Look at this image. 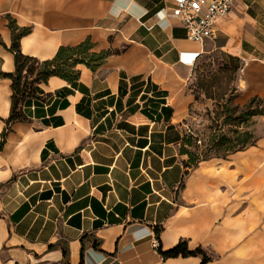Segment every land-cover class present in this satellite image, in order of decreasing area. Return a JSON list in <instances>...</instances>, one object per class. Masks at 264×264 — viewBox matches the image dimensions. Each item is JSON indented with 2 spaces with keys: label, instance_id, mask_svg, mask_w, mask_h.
Returning a JSON list of instances; mask_svg holds the SVG:
<instances>
[{
  "label": "crops",
  "instance_id": "obj_1",
  "mask_svg": "<svg viewBox=\"0 0 264 264\" xmlns=\"http://www.w3.org/2000/svg\"><path fill=\"white\" fill-rule=\"evenodd\" d=\"M175 5L0 0V264H264L259 148L193 169L182 153L207 59L237 64V103L264 101V0H239L204 44ZM17 37L40 62L84 43L104 58L36 83L10 121ZM181 242L201 253L164 256Z\"/></svg>",
  "mask_w": 264,
  "mask_h": 264
},
{
  "label": "rangeland",
  "instance_id": "obj_2",
  "mask_svg": "<svg viewBox=\"0 0 264 264\" xmlns=\"http://www.w3.org/2000/svg\"><path fill=\"white\" fill-rule=\"evenodd\" d=\"M79 57L90 65L101 62L88 54ZM28 66L48 68L44 63H29ZM236 66L235 62L220 56L207 59L190 82L196 101L186 121L185 156L186 164L192 169L211 159H229L236 153L242 155L254 146L259 151L250 156V162L264 165V101L252 99L244 105L236 102L238 92L232 88ZM55 67L58 66L55 64ZM243 143L246 147L234 152L236 145L241 147ZM258 153H262V157ZM241 160L237 163H243Z\"/></svg>",
  "mask_w": 264,
  "mask_h": 264
},
{
  "label": "trees",
  "instance_id": "obj_3",
  "mask_svg": "<svg viewBox=\"0 0 264 264\" xmlns=\"http://www.w3.org/2000/svg\"><path fill=\"white\" fill-rule=\"evenodd\" d=\"M13 49L15 51V62H16V71L14 74L5 75L9 77L13 81V105H12V115L10 121L25 119L24 115L21 111V105L26 99V97L33 95L37 92V88L35 87L36 83L46 82L52 75H59L65 78H72L76 75V71H72L70 67H73V64L77 63H86V59H83L81 54L89 55L90 58H97L99 61H102L104 58V54H96L89 53V45L88 43L81 44L77 47H69V48H61L60 52L56 56V58L52 61L40 62L35 58L24 55L19 49V37L15 39ZM78 55V56H76ZM72 62V63H71ZM29 63H44L48 65V68L36 66L31 67L28 66ZM100 63V62H99ZM55 64L58 67H55ZM91 66V65H90ZM6 135V133H4ZM186 141V137H185ZM185 141L182 147V153L186 154L185 150ZM246 145L243 143L241 147L234 148V152L242 150ZM233 152V153H234ZM201 253V251L191 252L188 249L186 242H181L175 249L168 253H163L166 258L170 257H188L197 255ZM208 258H205L204 262H206ZM80 264H83L80 263Z\"/></svg>",
  "mask_w": 264,
  "mask_h": 264
},
{
  "label": "built area",
  "instance_id": "obj_4",
  "mask_svg": "<svg viewBox=\"0 0 264 264\" xmlns=\"http://www.w3.org/2000/svg\"><path fill=\"white\" fill-rule=\"evenodd\" d=\"M239 0H176V17L187 28L189 39L201 44L215 39L216 24L229 15ZM190 56V55H188ZM197 57V54L194 55ZM185 60V55L183 57ZM158 240L154 247H158Z\"/></svg>",
  "mask_w": 264,
  "mask_h": 264
}]
</instances>
